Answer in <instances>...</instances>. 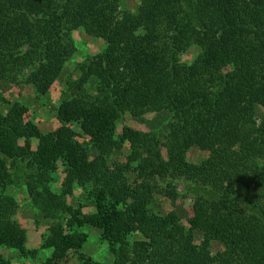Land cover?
<instances>
[{
	"label": "trees",
	"instance_id": "1",
	"mask_svg": "<svg viewBox=\"0 0 264 264\" xmlns=\"http://www.w3.org/2000/svg\"><path fill=\"white\" fill-rule=\"evenodd\" d=\"M121 1L0 0V82L41 86L44 96L76 52L75 31L105 42L78 65L79 83L92 82V92L70 91L53 134L44 136L25 120V107L0 96V183L8 159L32 156L29 167L38 169L28 176L29 194L44 220L57 221L50 184L61 165L64 186L70 192L81 186L94 205L95 213L77 223L101 233L113 264H264V117L257 120L264 109V0H139L133 11ZM190 49L199 55L183 64ZM165 111L171 114L165 143L128 127L118 134L126 115ZM73 126L90 140L89 149ZM33 139L42 142L36 153ZM126 146V162L110 167ZM193 147L218 148L210 166L188 165ZM134 167L144 179L130 203L127 175ZM179 182L215 191L194 206L197 229L175 212L151 210L157 195L175 204ZM16 207L12 197H0V247L23 251L26 232L13 219ZM124 215L135 224L126 226ZM52 234L43 247L57 251L62 242L80 251L88 238L68 233L61 242ZM132 235L143 241L131 245ZM215 245L217 253L210 250ZM127 246L131 261L122 256Z\"/></svg>",
	"mask_w": 264,
	"mask_h": 264
},
{
	"label": "rangeland",
	"instance_id": "2",
	"mask_svg": "<svg viewBox=\"0 0 264 264\" xmlns=\"http://www.w3.org/2000/svg\"><path fill=\"white\" fill-rule=\"evenodd\" d=\"M139 0H122L121 7L126 10H135ZM74 39L75 54L67 63L60 79L50 88L48 93L42 96L43 88L27 85L24 82L21 84H11L9 82H0V96L11 105L19 104L27 109L25 120L35 124L44 136L53 134L60 128L59 110L63 103L71 98L70 91L78 93L83 87L87 92H92V82L87 85L79 83L81 76L78 72V65L83 64L86 60L100 54L105 48V42L101 39H95L87 36L83 31H75L72 35ZM199 55L196 49H190L181 56L183 64L190 65ZM264 117V109L257 111L258 125ZM171 120V114L167 111L146 115L143 118H133L129 115L124 116L118 122V134L120 135L123 128L128 127L144 134L154 135L158 141L165 143L167 135V126ZM73 130L79 135L77 140L81 144H85L88 149L91 142L88 138L80 136V130L77 126H73ZM24 144L20 141V146ZM163 144L162 146H164ZM42 146V142L37 139L31 141V151L36 153ZM215 150L218 148H214ZM213 149V150H214ZM213 150L202 151L197 147H193L187 153V163L192 168H200L202 166H210L212 161ZM128 147L117 152L109 159V165H120L126 162L128 155ZM166 156V150L163 149ZM33 155V154H32ZM92 157L96 155L92 151ZM33 161L32 156H26L22 160H7L6 172L0 183V197L10 196L16 202V212L13 217L21 228L26 232V244L24 250H18L15 247L2 248L0 247L1 264H85L90 258L95 263L113 264L114 257L110 253L108 244H106L101 236V233L92 226H80L77 223L82 218V215H92L95 213L94 205L88 199L85 190L81 186H75L70 192L64 186V169L61 165L56 173L52 176L50 191L54 196L56 205L60 208L57 211L58 220H44L35 206V200L30 196L27 188L28 176L35 173L38 169L37 165L29 167ZM129 186L132 194L129 197L130 203L134 201V194L143 186L144 175L139 167H134L133 171L127 175ZM161 188L164 183H160ZM179 198L172 204L168 199L157 195L151 210L159 215H167L170 212H175L178 218L182 221L185 227L197 229L199 223L195 221L194 206L200 197L206 198L208 194L215 195V191L205 188L202 184L194 182H179L177 184ZM123 222L126 226H132L135 221L132 217L123 216ZM72 227V228H71ZM56 233L61 241L68 233L86 235L87 242L80 251L69 250L65 245L60 243L61 249L58 251L54 248H44L45 244L52 239V231ZM52 236V237H51ZM197 245H201V234L197 233ZM136 241H143L138 235H132L129 238V243L133 245ZM17 239H13L16 243ZM47 243V245H48ZM213 253L221 250V247L215 245L210 249ZM122 256L131 261L134 256L133 248L127 246L123 248Z\"/></svg>",
	"mask_w": 264,
	"mask_h": 264
}]
</instances>
